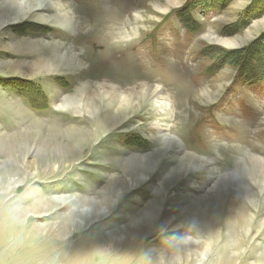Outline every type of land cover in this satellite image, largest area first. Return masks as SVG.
Here are the masks:
<instances>
[{
	"label": "rangeland",
	"instance_id": "obj_1",
	"mask_svg": "<svg viewBox=\"0 0 264 264\" xmlns=\"http://www.w3.org/2000/svg\"><path fill=\"white\" fill-rule=\"evenodd\" d=\"M14 1L28 14L0 26V264H264V0L0 10ZM71 52L77 71L57 67ZM242 208L238 252L224 219Z\"/></svg>",
	"mask_w": 264,
	"mask_h": 264
},
{
	"label": "bare ground",
	"instance_id": "obj_2",
	"mask_svg": "<svg viewBox=\"0 0 264 264\" xmlns=\"http://www.w3.org/2000/svg\"><path fill=\"white\" fill-rule=\"evenodd\" d=\"M43 1V0H42ZM58 2H60V4H61V1L60 0H58ZM10 6H11V8H10ZM48 6V5H47ZM2 7V6H1ZM9 9H10V11H9ZM38 10H40V8L38 9ZM25 14H28V12L27 11H24L23 10V8L21 7V9H20V7H18V4H14V5H3V7H2V9L0 10V26L1 25H3L4 23H9V21H12V22H16V21H20V17H25L24 15ZM55 20H52L54 23H59V25H61V26H64L63 28H65V27H68V28H70L71 30H73L71 27H70V25L71 24H73L74 22H73V20H72V18H70V17H68V16H65V17H60V19L58 20L57 19V17L56 18H54ZM7 20V21H6ZM117 34V33H116ZM118 35L119 36H121V37H125V36H127L126 35V33H122V32H119L118 33ZM35 45V44H34ZM61 46H64V45H62V44H60ZM29 49H30V47H29ZM57 49V48H56ZM57 51H58V53H60L61 52V50H58L57 49ZM57 53V54H58ZM80 55V54H79ZM78 55V56H79ZM76 57H77V55L75 56V54L73 55L72 54V52L71 53H68V54H63L62 56H60V57H56L55 58V61H54V63H56L57 64V67H63L65 70H68V71H71V72H73V71H77L76 70V68H78V61H77V59H76ZM24 59V58H23ZM52 59L54 60V58L52 57ZM51 60V59H50ZM38 62V61H37ZM50 65V61H48L47 62V64L45 63L44 64V67L45 68H49V67H51V66H49ZM84 65V64H83ZM56 68V67H55ZM83 71V70H82ZM47 72V71H46ZM58 72V71H57ZM81 73V72H80ZM84 73V72H83ZM82 73V74H83ZM81 74V75H82ZM150 91V90H149ZM149 91L147 92V91H145V92H143V94L141 93L140 94V96H136V95H132V96H130L129 98H128V100H131L132 98H138V100H145V96H148L149 95ZM85 93V92H84ZM152 95H158V96H160L161 94H162V91H159V89H154L153 91H152V93H151ZM92 96H94V95H92ZM91 95H88V97H92ZM107 97V96H106ZM162 97H163V95H162ZM73 102H74V100H73ZM128 103V102H127ZM126 103V104H127ZM129 105H130V103H129ZM75 131V130H74ZM72 131H70L69 132V134H67V138L70 140V141H74V142H76V143H79V144H87L86 142H85V138L83 137V135L82 134H80V133H71ZM58 134V133H57ZM169 142V141H168ZM78 144V145H79ZM79 146H81V145H79ZM189 162H191V161H189V160H187V159H185V165H187V164H190ZM187 163V164H186ZM192 163V162H191ZM264 163H260V165L258 166V167H260V169H261V171H263L264 170V165H263ZM131 166L132 167H134V169H136V168H138V170H142V169H144V171H145V167H146V165H144L143 163H141V164H138V162H136L135 163V165L134 164H132V165H130L129 167H128V171H129V168H130V171H131ZM151 167V166H150ZM155 167V166H154ZM153 169V168H152ZM148 170V169H147ZM151 171V170H150ZM147 172V171H146ZM138 176V175H137ZM175 177H177V176H175V175H172V176H170L169 178H166V179H163V181H162V187L163 188H165L166 186H165V183L166 182H168V180H170V179H172V178H175ZM135 179V178H134ZM118 186V185H117ZM120 188V187H119ZM122 191V190H121ZM125 191V190H124ZM123 191V192H124ZM123 195V194H122ZM111 196V195H110ZM105 197V196H104ZM220 198H222V195L221 194H218V199L219 200H221ZM112 200V199H111ZM111 200H109L108 199V201L110 202ZM108 201H104L103 202V199H102V203L104 204V203H107V205H109L108 204ZM90 204V203H89ZM222 203L220 202V206H218V208L217 209H212V211H208L207 213H205L204 214V216H202V220L205 222V223H207V224H205V226H207V225H212L213 226V224H215V218H222L223 217V215H224V210H223V208H225L223 205H221ZM87 205H88V203H87ZM89 206H91V204L89 205ZM232 209V208H231ZM233 210V209H232ZM247 214H245V209H240L239 211H238V213H235V212H232V213H230L228 216H226L225 217V219H224V223L226 224V228L229 230V231H234V230H236L237 231V234L239 235V238L240 239H238V241H239V243H237V245L236 246H232L233 248H235V249H237V250H239L238 252H240L241 250H242V248H244L246 245H247V238H246V236H248V234L247 235H245V232L250 228V227H252V224H253V219H250V218H248L247 216H246ZM154 217H152V218H145L146 220H152ZM148 222V221H147ZM147 225V224H146ZM260 225V224H259ZM137 226V227H136ZM135 227V231H134V238H135V241H138L139 240V238H141V234L144 232V229L141 227V224H140V226L139 225H136ZM204 226V227H205ZM253 228V227H252ZM134 230V229H133ZM207 231V230H206ZM213 230V228H212V231H207V234H206V236L207 237H209L210 238V242L212 241L213 243H215L217 240H219V238H220V235H215V233L217 232V231H214ZM217 237V239H216V237ZM211 242V243H212ZM211 243H210V245H209V248H210V246H211ZM205 244V242H202V244L200 243L198 246H202V245H204ZM138 245V244H137ZM255 246V245H254ZM205 248V247H204ZM208 248V249H209ZM212 249V248H211ZM220 251H222L221 252V254H222V257H223V259H224V261L225 262H227L228 260V258H227V250H226V248L224 249V248H222ZM178 252H180V251H178ZM219 252V251H218ZM220 254V253H219ZM241 254V253H240ZM176 255H177V253H176ZM237 257H239V254H238V256ZM243 257V256H242ZM221 258V257H220ZM240 258V257H239ZM223 259H222V262H223ZM238 259V258H237ZM183 260H185V259H183ZM230 262V261H229ZM180 263V262H179ZM245 263V262H244Z\"/></svg>",
	"mask_w": 264,
	"mask_h": 264
},
{
	"label": "trees",
	"instance_id": "obj_3",
	"mask_svg": "<svg viewBox=\"0 0 264 264\" xmlns=\"http://www.w3.org/2000/svg\"><path fill=\"white\" fill-rule=\"evenodd\" d=\"M258 42H259V40L257 39L256 41H254V44L253 45H257L258 44ZM264 46V45H263ZM229 53H232V52H229ZM237 52H235L234 54H236ZM236 63H239V61H235ZM261 85V87L260 88H262V89H264V80H262V83L261 84H259V85H257V86H260Z\"/></svg>",
	"mask_w": 264,
	"mask_h": 264
},
{
	"label": "crops",
	"instance_id": "obj_4",
	"mask_svg": "<svg viewBox=\"0 0 264 264\" xmlns=\"http://www.w3.org/2000/svg\"><path fill=\"white\" fill-rule=\"evenodd\" d=\"M14 3H17V4H18V2H17V1H14Z\"/></svg>",
	"mask_w": 264,
	"mask_h": 264
}]
</instances>
